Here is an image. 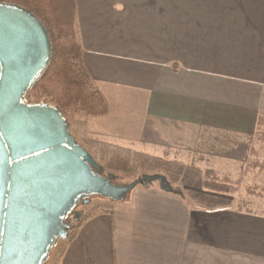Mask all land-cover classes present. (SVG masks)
I'll return each instance as SVG.
<instances>
[{
  "label": "crops",
  "instance_id": "0c3cea01",
  "mask_svg": "<svg viewBox=\"0 0 264 264\" xmlns=\"http://www.w3.org/2000/svg\"><path fill=\"white\" fill-rule=\"evenodd\" d=\"M75 3L83 62L108 103L87 137L203 169L248 160L264 113V0ZM238 203L189 207L138 185L83 221L59 264H264V202Z\"/></svg>",
  "mask_w": 264,
  "mask_h": 264
},
{
  "label": "water",
  "instance_id": "95a60500",
  "mask_svg": "<svg viewBox=\"0 0 264 264\" xmlns=\"http://www.w3.org/2000/svg\"><path fill=\"white\" fill-rule=\"evenodd\" d=\"M50 54L42 22L0 1V264H45L52 246L67 237L66 216L77 218L81 212L73 208L91 196L121 201L154 181L169 190L158 173L128 183L103 176L57 106L25 100Z\"/></svg>",
  "mask_w": 264,
  "mask_h": 264
},
{
  "label": "trees",
  "instance_id": "16d2710c",
  "mask_svg": "<svg viewBox=\"0 0 264 264\" xmlns=\"http://www.w3.org/2000/svg\"><path fill=\"white\" fill-rule=\"evenodd\" d=\"M0 1L30 10L42 22L50 41V59L24 98L28 96L30 102H49L59 108L74 139L94 158L97 164L95 170L103 176H112L115 183L131 182L144 173L162 174L169 185V190L165 191L177 194L189 207L214 208L234 202L233 193L237 191V186L226 178H218L213 169H202L177 159L142 153L87 137L88 117L107 113L108 103L83 62V50L75 34V0ZM257 141H264V113L257 117L250 154L244 163L246 170L264 172V155L259 160L261 152L255 148ZM245 192L264 198V185H247ZM92 197L102 200L91 211L80 213L77 218L70 213L66 216L69 225L67 237L58 239L52 246L45 264H59L66 245L74 238L83 221L99 211L112 212L115 201L97 195L88 200L91 201ZM56 246L61 247L60 254L52 258Z\"/></svg>",
  "mask_w": 264,
  "mask_h": 264
},
{
  "label": "rangeland",
  "instance_id": "374dc122",
  "mask_svg": "<svg viewBox=\"0 0 264 264\" xmlns=\"http://www.w3.org/2000/svg\"><path fill=\"white\" fill-rule=\"evenodd\" d=\"M35 98H37V96H35ZM25 100L28 102L31 101V99L28 96L25 97ZM257 139L260 140V138ZM255 148L257 150L259 149V152H261V155L259 156V160H261L264 155V141L263 142L257 141L255 143ZM200 166L204 167L203 165ZM213 172L218 178L220 179L226 178L228 181H230V183L232 182L233 185L237 186L238 189L235 193H233V195H234V199L239 202L238 204L249 203L250 205L253 204L255 205L258 204V202H264V198L248 195L245 192V187L247 185H254V184L259 186L264 185V172L258 171L257 169L246 170L244 164L235 167H231L230 165L228 166L218 165L216 169H213ZM151 183H156V181ZM101 200L102 199L99 197H92L91 201L88 200L86 202H80L76 207V209L81 213L89 212ZM60 250H61L60 246L54 247L52 258L58 256L60 254Z\"/></svg>",
  "mask_w": 264,
  "mask_h": 264
},
{
  "label": "flooded vegetation",
  "instance_id": "af4514ba",
  "mask_svg": "<svg viewBox=\"0 0 264 264\" xmlns=\"http://www.w3.org/2000/svg\"><path fill=\"white\" fill-rule=\"evenodd\" d=\"M79 204V203H78ZM78 204L73 208V210H77L76 207L78 206ZM71 214V213H70ZM72 215V214H71ZM67 221V218H66Z\"/></svg>",
  "mask_w": 264,
  "mask_h": 264
}]
</instances>
